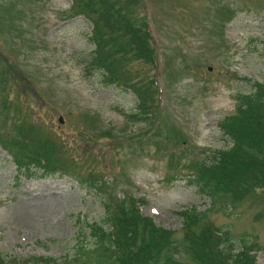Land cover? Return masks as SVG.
Segmentation results:
<instances>
[{
	"label": "rangeland",
	"instance_id": "obj_1",
	"mask_svg": "<svg viewBox=\"0 0 264 264\" xmlns=\"http://www.w3.org/2000/svg\"><path fill=\"white\" fill-rule=\"evenodd\" d=\"M128 1L134 22L149 24L156 57L128 64L137 85L157 89V109L137 119L135 88L108 83L91 67L93 23L71 14L74 0H0V69L12 78L0 82L7 264L93 263L90 224L133 208L131 201L178 240L187 230L182 211L209 210L204 222L221 234V249L247 240L264 264V188L214 205L197 183V168L232 146L221 123L242 93L264 83V0ZM21 110L26 122L58 134L74 163L59 170L56 159L46 167L19 156V148L28 155L36 148L28 132L17 133ZM177 256L198 264L186 250Z\"/></svg>",
	"mask_w": 264,
	"mask_h": 264
},
{
	"label": "trees",
	"instance_id": "obj_2",
	"mask_svg": "<svg viewBox=\"0 0 264 264\" xmlns=\"http://www.w3.org/2000/svg\"><path fill=\"white\" fill-rule=\"evenodd\" d=\"M132 8L133 3L128 0H74L71 14L87 16L93 23L91 40L97 50L90 61L91 67H101L108 83L132 87L138 92L142 112L131 115L137 119L157 109L154 102L157 89L147 90L146 85H137L128 64L141 59L154 62L156 57L150 42L153 36L145 28L149 24L146 21L143 27L138 26L132 17ZM1 63L0 68H5L2 55ZM10 79L0 69V82ZM239 101L237 112L221 123L232 146L218 151L211 163L204 161L197 168L199 189L214 205L222 198L240 200L264 188V83H257L251 93H242ZM20 112L23 123L17 133L22 139L28 137V132L36 148L34 155L25 154L24 147L19 148V156L31 158L33 163L43 162L46 167L56 159L59 170L74 163L68 156V145L58 134L50 130L43 133L37 129L41 126L25 121L27 112ZM131 202L133 208L117 207L115 215H107L103 223L90 224L97 259L79 264H181L177 256L181 250H186L198 264H259L256 247H251L247 240L229 249L220 248L221 234L204 222L209 210H195L192 214L182 211L187 230L182 240H178L172 229L143 216L136 202ZM107 211L110 214L108 208ZM199 223L202 227L195 228ZM8 261L9 255L0 250V264Z\"/></svg>",
	"mask_w": 264,
	"mask_h": 264
},
{
	"label": "water",
	"instance_id": "obj_3",
	"mask_svg": "<svg viewBox=\"0 0 264 264\" xmlns=\"http://www.w3.org/2000/svg\"><path fill=\"white\" fill-rule=\"evenodd\" d=\"M61 121H63V118H61Z\"/></svg>",
	"mask_w": 264,
	"mask_h": 264
}]
</instances>
